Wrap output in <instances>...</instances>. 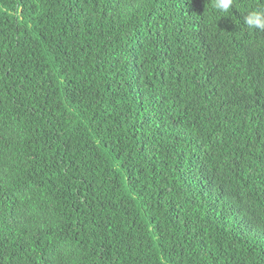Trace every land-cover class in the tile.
I'll use <instances>...</instances> for the list:
<instances>
[{
    "label": "trees",
    "instance_id": "obj_1",
    "mask_svg": "<svg viewBox=\"0 0 264 264\" xmlns=\"http://www.w3.org/2000/svg\"><path fill=\"white\" fill-rule=\"evenodd\" d=\"M0 0V264H264V0Z\"/></svg>",
    "mask_w": 264,
    "mask_h": 264
},
{
    "label": "clouds",
    "instance_id": "obj_2",
    "mask_svg": "<svg viewBox=\"0 0 264 264\" xmlns=\"http://www.w3.org/2000/svg\"><path fill=\"white\" fill-rule=\"evenodd\" d=\"M234 0H213L212 7L220 13L226 14L232 7ZM244 23L249 28L264 30V8L254 9L247 13Z\"/></svg>",
    "mask_w": 264,
    "mask_h": 264
}]
</instances>
